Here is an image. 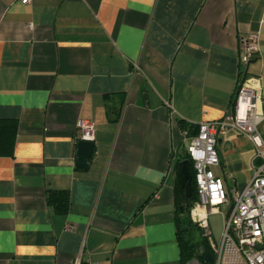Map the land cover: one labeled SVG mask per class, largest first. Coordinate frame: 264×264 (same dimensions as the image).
I'll return each instance as SVG.
<instances>
[{"label": "crops", "instance_id": "obj_1", "mask_svg": "<svg viewBox=\"0 0 264 264\" xmlns=\"http://www.w3.org/2000/svg\"><path fill=\"white\" fill-rule=\"evenodd\" d=\"M254 31L264 113V0H0V119L17 126L0 156V264H182L176 165L200 123L231 112ZM80 120L95 123L86 169ZM217 150L215 175L243 190L253 144L230 131Z\"/></svg>", "mask_w": 264, "mask_h": 264}, {"label": "built area", "instance_id": "obj_2", "mask_svg": "<svg viewBox=\"0 0 264 264\" xmlns=\"http://www.w3.org/2000/svg\"><path fill=\"white\" fill-rule=\"evenodd\" d=\"M259 47V31L240 38L238 54L242 71L231 112L222 120L200 123L197 135L188 146V160L194 166L198 192V200L192 204L189 215L192 222L199 225L211 241L210 215L217 212L224 216L222 239L219 245L212 242L214 264H264V137L260 130L264 123L263 90L259 79L248 71ZM78 129L80 139L95 141L94 122L80 120ZM230 131L247 138L256 151L258 164L254 167V176L241 191L229 190L213 171L221 165L218 138H226ZM74 264H82V261L77 259Z\"/></svg>", "mask_w": 264, "mask_h": 264}, {"label": "trees", "instance_id": "obj_3", "mask_svg": "<svg viewBox=\"0 0 264 264\" xmlns=\"http://www.w3.org/2000/svg\"><path fill=\"white\" fill-rule=\"evenodd\" d=\"M16 123L10 119H0V156H11L14 152L15 135H16ZM191 171L193 175L192 185L194 187V194L191 198L192 204H195L198 200V192L195 182V170L193 164H191ZM47 202L50 207L58 214H67L70 210V194L65 190H53L47 195ZM200 229L192 222L190 216L178 217V236L181 246V262L187 264L200 251V247L203 245L196 241V235L199 234ZM205 249L208 250L211 256V248L207 241H204Z\"/></svg>", "mask_w": 264, "mask_h": 264}, {"label": "water", "instance_id": "obj_4", "mask_svg": "<svg viewBox=\"0 0 264 264\" xmlns=\"http://www.w3.org/2000/svg\"><path fill=\"white\" fill-rule=\"evenodd\" d=\"M94 152V142L78 140L77 142V160L76 167L86 169ZM176 178L179 185V209L181 215L188 217L192 210L191 198L194 194L192 185L193 175L191 171V163L189 160H183L176 165ZM201 264H214V259L207 249L201 250L195 257Z\"/></svg>", "mask_w": 264, "mask_h": 264}, {"label": "rangeland", "instance_id": "obj_5", "mask_svg": "<svg viewBox=\"0 0 264 264\" xmlns=\"http://www.w3.org/2000/svg\"><path fill=\"white\" fill-rule=\"evenodd\" d=\"M197 226L199 227V225H197ZM210 227H211L212 240L213 241L212 240L210 241L208 239V237L205 236L204 231L200 227H199L200 232H199V234L196 235V241H198L199 243L204 245V241L206 240L209 247L212 248V242L219 245V243L222 239V235L224 233L225 226H224L223 214L215 215L214 217H211L210 218ZM203 245L200 247V251L205 249V247ZM187 264H189V262Z\"/></svg>", "mask_w": 264, "mask_h": 264}]
</instances>
